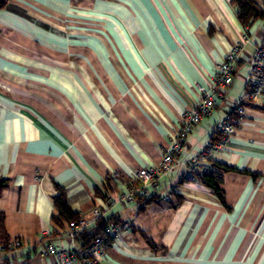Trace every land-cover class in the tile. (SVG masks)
<instances>
[{
	"label": "crops",
	"instance_id": "crops-1",
	"mask_svg": "<svg viewBox=\"0 0 264 264\" xmlns=\"http://www.w3.org/2000/svg\"><path fill=\"white\" fill-rule=\"evenodd\" d=\"M243 36L226 100L189 134L175 171L150 197L107 209V197L125 191L137 169L162 161L182 115L200 100L196 84L210 85ZM263 41L264 12L244 24L236 0H5L0 225L8 246L0 240V264H55L43 255V234L78 250L99 219L132 229L110 237L97 264H264V108H248L196 178L187 173L233 110ZM215 164L239 170L223 173L224 201L197 177L219 170ZM60 189L89 221L75 241L64 236L68 221L54 203Z\"/></svg>",
	"mask_w": 264,
	"mask_h": 264
},
{
	"label": "built area",
	"instance_id": "built-area-1",
	"mask_svg": "<svg viewBox=\"0 0 264 264\" xmlns=\"http://www.w3.org/2000/svg\"><path fill=\"white\" fill-rule=\"evenodd\" d=\"M262 11L264 12V0ZM247 39V36H243L230 49L225 59L217 64L209 86L200 83L196 84L200 100L193 108L182 115L181 129L171 139L168 147L164 149L162 161L159 164L137 169L125 191L115 196L107 197V209L116 207L117 205H126L140 198L150 197L160 189L161 180L175 171L178 165V156L185 146L189 134L206 116L212 113L218 99L226 100L227 92L234 82L239 55ZM263 99L264 41L256 46L251 55L248 73L245 77V86L239 98L234 102L233 110L220 119L211 137L187 164L188 178H196L200 162L208 159L216 150L224 146L225 142L233 134L235 127L244 119L248 108L258 105ZM93 214L98 219L102 217V211L99 207L94 208ZM88 226L89 221L86 218L70 221L64 231V236L71 241H75L87 230ZM121 229L131 230L132 228L127 223L122 226L109 223L88 245L78 250L57 247L49 240L51 232L47 231L43 234V238L46 241L43 255L54 257L55 264H74L76 260L81 261L82 264H97L105 251L110 237L117 235ZM21 246H23V241L20 238H16L13 241V247L17 249Z\"/></svg>",
	"mask_w": 264,
	"mask_h": 264
},
{
	"label": "trees",
	"instance_id": "trees-1",
	"mask_svg": "<svg viewBox=\"0 0 264 264\" xmlns=\"http://www.w3.org/2000/svg\"><path fill=\"white\" fill-rule=\"evenodd\" d=\"M239 5V15L241 20L244 24H247L250 22V20L253 17H256L259 13L262 11L258 9L257 3L255 0H236ZM5 0H0V6H4ZM256 108L261 107L264 108V105L262 106H254ZM219 170L214 172H203L198 174V178L204 183L205 186H207L211 191H213L215 194L219 196V198L224 201V189L222 187L223 183V173L229 172V171H239L237 168L226 165V164H215ZM246 172V171H244ZM8 186V180L6 178H0V195L4 188ZM61 190V194L54 198L55 206L57 207L59 214L61 217L67 219L68 222L79 219L75 216V213L73 212L71 206L68 203L65 191L63 189ZM99 227L96 230V232L88 235L89 239L87 241L88 245L95 236L100 234L104 228L112 222L105 221L103 219H99ZM88 229L85 230L81 235H87ZM6 237L4 235V228L2 224L0 225V240L3 242V246L7 247V240H5Z\"/></svg>",
	"mask_w": 264,
	"mask_h": 264
}]
</instances>
